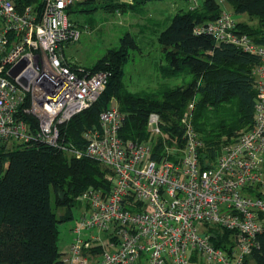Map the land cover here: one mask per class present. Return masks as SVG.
Returning a JSON list of instances; mask_svg holds the SVG:
<instances>
[{
  "label": "built area",
  "instance_id": "obj_1",
  "mask_svg": "<svg viewBox=\"0 0 264 264\" xmlns=\"http://www.w3.org/2000/svg\"><path fill=\"white\" fill-rule=\"evenodd\" d=\"M79 1L19 5V0H0V150L50 145L95 159L113 174L109 189L89 188L78 197L84 211L71 229L63 262L196 264L202 257L205 264H244L264 231V45L239 33L227 11L194 28L260 60L254 69L253 122L211 163L201 159L193 102L181 118L185 140L176 152L168 148L157 112L148 117L149 140L125 141L120 135L124 115L115 105L101 111L78 147L62 139L61 126L92 106L110 77L107 70L72 69L65 58L63 45L81 36L68 14ZM188 2L196 9L201 0ZM23 60L12 77L11 69ZM214 227L231 231L225 247L212 242Z\"/></svg>",
  "mask_w": 264,
  "mask_h": 264
},
{
  "label": "trees",
  "instance_id": "obj_2",
  "mask_svg": "<svg viewBox=\"0 0 264 264\" xmlns=\"http://www.w3.org/2000/svg\"><path fill=\"white\" fill-rule=\"evenodd\" d=\"M100 1L105 2V7H128L118 0H83L75 4L91 12ZM147 1L134 0V3L138 6ZM222 1L232 7L233 13L248 16L237 20L238 32L264 45V0ZM23 2L41 4V0H19V5ZM223 12L221 0H201L196 9L189 8L173 17L158 36L165 60L160 72L165 81L153 91L133 92L125 86L124 68L130 51L139 48L135 36L126 33L118 48L109 49L89 68L109 71L107 86L92 106L61 126L62 139L83 147L84 131L97 125L101 111L116 99L124 115L120 135L125 141L149 140L148 117L157 112L163 130L183 144L184 128L179 118L193 102L192 119L203 142L202 162L214 161L223 145L253 122L257 94L254 69L260 61L257 55L232 43L194 32L197 24L213 21ZM68 63L72 69L78 67ZM181 76L191 79L182 85H167L168 79ZM27 118L37 125L33 116ZM112 177L111 170L101 162L89 157L76 158L50 145L1 149L0 264H65L64 252L59 248L60 224L72 218L71 206L79 202L78 197L85 190L109 189ZM54 205L67 206L68 210L59 215ZM212 230V242L225 247L231 231L220 227ZM244 264H264V231L259 235V246Z\"/></svg>",
  "mask_w": 264,
  "mask_h": 264
},
{
  "label": "rangeland",
  "instance_id": "obj_3",
  "mask_svg": "<svg viewBox=\"0 0 264 264\" xmlns=\"http://www.w3.org/2000/svg\"><path fill=\"white\" fill-rule=\"evenodd\" d=\"M118 1L128 7H105L103 6L105 2L100 1L91 12L83 10L84 6L81 4H74L69 9V18L76 23L81 31V36L79 40L63 45L65 57L71 62V65L88 67L86 68L88 71L104 70L89 68H93L109 49L118 48L120 38L129 32L135 36L139 48L130 51V58L124 68L125 86L133 92L158 89L160 82L165 81L160 72V66L165 63V60L158 36L177 13L189 9V2H187L188 0H149L137 6L134 0ZM221 3L224 10L230 11L226 2L221 0ZM131 5L133 6L131 7ZM230 12L232 13V11ZM232 15L234 18L240 16L236 13H232ZM190 79L191 76L185 78L181 76L168 79L166 82L168 86L174 87L185 84ZM193 101L196 102V100ZM114 105L119 106L116 99L111 100L108 106ZM189 106L186 112L190 109ZM182 116L179 118L180 122ZM244 128H241L230 140H234ZM166 135L168 136V148H171L172 152H176L177 146H180L179 138L172 136L169 132ZM54 208L59 215L68 210L67 206L57 207L54 205ZM83 211L84 208L81 207L80 202H77L71 206L72 218L60 224L59 248L62 252L69 249L73 240L71 229L77 224V219ZM194 261L196 264H205L202 257H197Z\"/></svg>",
  "mask_w": 264,
  "mask_h": 264
},
{
  "label": "water",
  "instance_id": "obj_4",
  "mask_svg": "<svg viewBox=\"0 0 264 264\" xmlns=\"http://www.w3.org/2000/svg\"><path fill=\"white\" fill-rule=\"evenodd\" d=\"M25 65V61H21L17 66H15L13 69H11L10 71V75L12 77H16L17 74L19 73V71L23 68V66Z\"/></svg>",
  "mask_w": 264,
  "mask_h": 264
},
{
  "label": "crops",
  "instance_id": "obj_5",
  "mask_svg": "<svg viewBox=\"0 0 264 264\" xmlns=\"http://www.w3.org/2000/svg\"><path fill=\"white\" fill-rule=\"evenodd\" d=\"M187 1V0H186ZM188 2V1H187ZM229 6V5H228ZM229 9H230V11H232V13H233V9H232V7L231 6H229ZM224 11H227V12H229L230 14H232L230 11H228V10H224ZM248 18V16L246 15V14H242V15H240L239 17H236L235 19L236 20H245V19H247ZM65 55V54H64ZM65 58H67V57H65ZM68 60V59H67Z\"/></svg>",
  "mask_w": 264,
  "mask_h": 264
}]
</instances>
